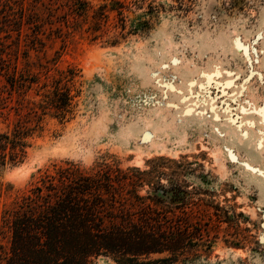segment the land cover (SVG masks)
<instances>
[{
    "label": "rangeland",
    "instance_id": "obj_1",
    "mask_svg": "<svg viewBox=\"0 0 264 264\" xmlns=\"http://www.w3.org/2000/svg\"><path fill=\"white\" fill-rule=\"evenodd\" d=\"M120 1L127 34L115 46L91 41L88 23L68 34L58 23L24 24L17 36L11 20L0 32V130L42 116L25 158L0 176V214L53 164L155 168L161 184L180 182L199 203L176 221L192 234L185 247L128 263L100 254L91 264H264V0ZM50 3L0 5V25L20 8L43 18ZM116 23L109 12L103 38ZM58 80L73 95L63 119L33 104ZM8 250L0 233V264Z\"/></svg>",
    "mask_w": 264,
    "mask_h": 264
},
{
    "label": "trees",
    "instance_id": "obj_2",
    "mask_svg": "<svg viewBox=\"0 0 264 264\" xmlns=\"http://www.w3.org/2000/svg\"><path fill=\"white\" fill-rule=\"evenodd\" d=\"M16 1L0 0V5L8 8ZM50 2L43 18L35 13L25 14L22 8L16 17L4 14L0 32L5 33L4 37L8 35L5 27L11 20L17 36L24 24L58 23V31L63 26L68 34L69 29L88 23L86 31L91 41L102 39L103 43L115 46L126 38V5L120 0H114L110 6L105 2L95 6L88 0ZM111 11L117 15L115 27L119 30L103 38L101 27ZM3 52L0 37V69L5 67ZM68 71L65 77L71 80L75 72ZM6 80L12 87L18 84L15 74ZM59 81L33 104L41 113L50 111L63 119L71 113L73 95L69 86H61ZM27 117L28 120L17 122L11 129L0 130V176L6 167L25 158L29 139L40 127L42 116ZM33 120L34 124L29 125ZM161 175L164 173L155 168L123 170L106 163H99L89 171L70 161L53 164L51 170L45 169L15 200L13 210L0 214V233L6 234L9 242L3 264H91L100 254L120 260L125 257L128 263L150 253L171 255L182 250L192 234L188 226L176 221L186 214L187 207L199 203L189 198L191 192L180 182L161 184ZM167 193L169 197L163 198ZM212 207L213 214L220 218L221 208ZM196 233L201 236L199 230ZM164 260L156 258L150 263Z\"/></svg>",
    "mask_w": 264,
    "mask_h": 264
},
{
    "label": "snow or ice",
    "instance_id": "obj_3",
    "mask_svg": "<svg viewBox=\"0 0 264 264\" xmlns=\"http://www.w3.org/2000/svg\"><path fill=\"white\" fill-rule=\"evenodd\" d=\"M262 135H264V133H262Z\"/></svg>",
    "mask_w": 264,
    "mask_h": 264
}]
</instances>
